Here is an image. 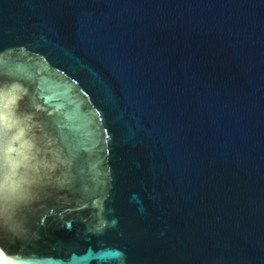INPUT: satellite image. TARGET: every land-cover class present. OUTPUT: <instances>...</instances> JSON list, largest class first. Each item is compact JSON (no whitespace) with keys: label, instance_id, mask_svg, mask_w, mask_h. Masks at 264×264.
Listing matches in <instances>:
<instances>
[{"label":"water","instance_id":"1","mask_svg":"<svg viewBox=\"0 0 264 264\" xmlns=\"http://www.w3.org/2000/svg\"><path fill=\"white\" fill-rule=\"evenodd\" d=\"M15 48L72 78L103 132L38 78L61 164L0 264H264V0H0ZM63 203L76 216L54 221Z\"/></svg>","mask_w":264,"mask_h":264},{"label":"clouds","instance_id":"2","mask_svg":"<svg viewBox=\"0 0 264 264\" xmlns=\"http://www.w3.org/2000/svg\"><path fill=\"white\" fill-rule=\"evenodd\" d=\"M27 95L20 82L0 80V233L11 235H19L28 211L55 185L61 164L24 106ZM123 257L114 248L94 252L96 264H121Z\"/></svg>","mask_w":264,"mask_h":264},{"label":"flooded vegetation","instance_id":"3","mask_svg":"<svg viewBox=\"0 0 264 264\" xmlns=\"http://www.w3.org/2000/svg\"><path fill=\"white\" fill-rule=\"evenodd\" d=\"M4 61L11 63V65L14 67L10 66L1 71L0 80H16L24 85V87L28 91L24 106L27 110L34 112L39 122H45L52 117L59 116L56 108L46 107V105L39 100L36 94V88L39 84L38 78H44L57 83L62 88H67L68 95L71 96V99L76 101V104L80 105V111L83 114H90L94 117L93 122L96 131L100 133L103 132L97 114L94 111L92 105L89 104L87 96L83 92L81 87L65 72L50 66L43 56L37 53L30 52L24 48H15L0 53V64ZM19 65L28 67L27 76L24 74L15 75L16 69L19 67ZM48 131L52 132L50 128H48ZM97 151L99 152V150ZM60 152L63 153V150L60 149ZM72 199L69 198L70 201L72 200L76 203L72 204V207L76 208V206L82 204V201L80 199L76 197H73ZM63 204L68 207L70 206L67 203Z\"/></svg>","mask_w":264,"mask_h":264},{"label":"trees","instance_id":"4","mask_svg":"<svg viewBox=\"0 0 264 264\" xmlns=\"http://www.w3.org/2000/svg\"><path fill=\"white\" fill-rule=\"evenodd\" d=\"M74 208L67 207L66 205H58L49 209V214L54 216V221L65 222L68 219H74L76 215L72 216L69 211H73ZM82 220L90 224V218L83 216ZM30 252V250H28Z\"/></svg>","mask_w":264,"mask_h":264}]
</instances>
